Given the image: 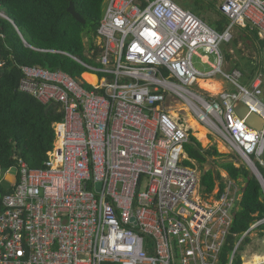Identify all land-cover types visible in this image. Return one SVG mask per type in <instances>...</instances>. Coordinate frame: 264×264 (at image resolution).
Returning a JSON list of instances; mask_svg holds the SVG:
<instances>
[{
	"label": "built area",
	"instance_id": "2783aa9c",
	"mask_svg": "<svg viewBox=\"0 0 264 264\" xmlns=\"http://www.w3.org/2000/svg\"><path fill=\"white\" fill-rule=\"evenodd\" d=\"M210 1L226 20L221 30L175 0H105L85 52L91 62L62 52L84 71L21 67L19 91L57 104L62 116L43 168L17 158L8 169L0 264H222L243 184L223 171L222 190L202 192L200 172L183 163L193 133L168 109L179 104L206 137L230 148L264 193L255 163L264 167V69L244 84L237 68L225 71L221 50L238 27L264 40V0ZM193 56L210 69L195 68ZM214 75L234 89L200 86ZM238 103L260 117V128L238 115ZM263 223L250 224L225 264Z\"/></svg>",
	"mask_w": 264,
	"mask_h": 264
},
{
	"label": "trees",
	"instance_id": "16d2710c",
	"mask_svg": "<svg viewBox=\"0 0 264 264\" xmlns=\"http://www.w3.org/2000/svg\"><path fill=\"white\" fill-rule=\"evenodd\" d=\"M70 2L85 19L84 23L76 21L67 11ZM104 4L105 0H0V170L3 172L15 167L17 158L31 168H43L54 141L53 124L62 116L57 104L43 105L33 96L19 91V81L23 76L21 67L42 66L73 76L84 71L80 64L62 52L91 62L85 52L94 47L93 38ZM194 11L198 16L199 11ZM224 23L226 20L221 17L211 24L221 30ZM85 26L90 28L85 35L86 43L82 33ZM236 31L238 37H233L232 46L241 39L246 47L251 46L258 55H262L264 40L259 39L255 29L247 25L236 28ZM223 52L225 60H230V54L226 50ZM233 68L241 72L243 83L249 84L256 74L263 71L264 62L254 64L248 61L242 70L237 63ZM184 150L187 158L183 163L200 172L202 192L211 193L216 186L222 190V171L243 184L242 195L233 210V222L221 250V263L225 264L250 224L264 218L262 187L245 165H235V155L219 152L216 144L203 147L191 134ZM255 163L264 177V167ZM12 189L11 183L1 179L0 200ZM254 232L264 241V223ZM250 242V235L243 237L232 264H242L241 252Z\"/></svg>",
	"mask_w": 264,
	"mask_h": 264
},
{
	"label": "rangeland",
	"instance_id": "374dc122",
	"mask_svg": "<svg viewBox=\"0 0 264 264\" xmlns=\"http://www.w3.org/2000/svg\"><path fill=\"white\" fill-rule=\"evenodd\" d=\"M175 1L177 3H179L182 7L189 9L193 13L195 12L194 11L195 9L198 10L199 11L198 16L211 26H212L211 23H214L217 19L219 20L222 17L221 13L217 9V6L214 4V1H210V0H175ZM104 8H105V4L103 5L102 11H104ZM89 31H90V28L88 26H85L84 31L82 32L84 34L83 37H84L85 43L87 41V38L85 35H87ZM237 37H238V32L236 31V32H234V38H237ZM230 43L221 45V50L222 51L226 50L231 56L230 60H225V63H224L225 71H230L233 67H235V64H237V63L240 65V69L242 70L244 68V64L248 61H250L254 64L255 63H257V64L261 63L262 64V62H264V51H263L261 56L258 55L251 48V46L246 47L245 43L243 41H241V39H239L238 43L235 46H232ZM213 59H214V57L210 56V61H213ZM192 60H193V64H194L195 68H197L199 71L206 72L210 69V66L208 64L202 63L198 57L193 56ZM244 71H245V74L248 73V69H246ZM212 79L214 81L218 82L222 89L229 90V91L234 89L233 86L231 84H229L227 81H225L221 75H214L212 77ZM240 81L243 83L242 80H240ZM168 111H170L169 113L171 116H173L171 114V111H174L176 113V116H173V117L174 118L178 117L181 122H183L187 127L190 128L193 135L195 137H197L195 135L196 131L188 123V116L189 115L186 117L182 115L184 113V111H182L179 104L174 105L173 109L169 108ZM205 139H206V142H203L202 140H200L198 138V140L201 142L203 147H206L210 144H216L219 152L224 153V154L235 155L234 152L230 148H228L225 144H223L222 142H220L214 138H210L209 136H207V137L205 136ZM206 166H208V164H206ZM10 173L13 175L14 174L13 170H10V172H9V170H7L5 172L0 170V180L5 179L8 181H11L12 179L8 175ZM221 173L225 174L223 171ZM250 237H251V242L248 243L244 247V250L241 252V255H242L241 257H242L243 263L245 261H251L254 256H263L264 255V241H263V239L259 238L258 235L256 234V232L251 233ZM261 264H264V263H261Z\"/></svg>",
	"mask_w": 264,
	"mask_h": 264
},
{
	"label": "bare ground",
	"instance_id": "6f19581e",
	"mask_svg": "<svg viewBox=\"0 0 264 264\" xmlns=\"http://www.w3.org/2000/svg\"><path fill=\"white\" fill-rule=\"evenodd\" d=\"M82 75L89 82L91 83L96 82V78L93 75L91 74H82ZM199 84L202 88H204L205 90H209L211 92H218L220 86V84L214 80H199ZM171 114L173 116H176V113L174 111H171ZM188 123L196 131L195 135L203 142H206L205 139L206 130L200 124H198L191 115L188 116ZM261 263H264V255L254 256L251 261H245L243 264H261Z\"/></svg>",
	"mask_w": 264,
	"mask_h": 264
},
{
	"label": "water",
	"instance_id": "95a60500",
	"mask_svg": "<svg viewBox=\"0 0 264 264\" xmlns=\"http://www.w3.org/2000/svg\"><path fill=\"white\" fill-rule=\"evenodd\" d=\"M67 11L71 14V16L76 21L81 22V23L85 22V19L83 17H81L80 14L78 12H76V10L74 9L72 2L69 3ZM235 110L238 113V115H240L241 117H245L246 123L249 126L254 127L256 129L261 127L262 121H261L260 117L258 115H256L255 113L248 112L247 108L242 103H238ZM250 171L253 173V175L256 177V179L259 181V183L261 185V181H260V178L258 177V175L255 172H253L252 170H250ZM259 176H260V174H259Z\"/></svg>",
	"mask_w": 264,
	"mask_h": 264
},
{
	"label": "crops",
	"instance_id": "0c3cea01",
	"mask_svg": "<svg viewBox=\"0 0 264 264\" xmlns=\"http://www.w3.org/2000/svg\"><path fill=\"white\" fill-rule=\"evenodd\" d=\"M222 88L219 86V89H218V91H220ZM243 263V262H242Z\"/></svg>",
	"mask_w": 264,
	"mask_h": 264
}]
</instances>
